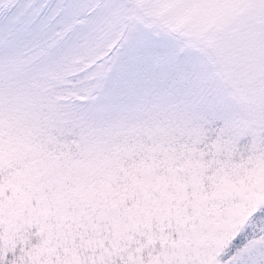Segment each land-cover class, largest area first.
<instances>
[{
    "label": "snow or ice",
    "instance_id": "1",
    "mask_svg": "<svg viewBox=\"0 0 264 264\" xmlns=\"http://www.w3.org/2000/svg\"><path fill=\"white\" fill-rule=\"evenodd\" d=\"M0 264H264V0H0Z\"/></svg>",
    "mask_w": 264,
    "mask_h": 264
}]
</instances>
